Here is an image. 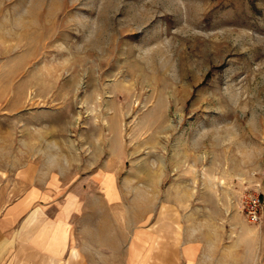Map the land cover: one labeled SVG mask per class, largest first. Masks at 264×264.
<instances>
[{
  "label": "rangeland",
  "instance_id": "1",
  "mask_svg": "<svg viewBox=\"0 0 264 264\" xmlns=\"http://www.w3.org/2000/svg\"><path fill=\"white\" fill-rule=\"evenodd\" d=\"M30 181L83 264H264V0H0V211Z\"/></svg>",
  "mask_w": 264,
  "mask_h": 264
},
{
  "label": "crops",
  "instance_id": "2",
  "mask_svg": "<svg viewBox=\"0 0 264 264\" xmlns=\"http://www.w3.org/2000/svg\"><path fill=\"white\" fill-rule=\"evenodd\" d=\"M32 185L0 211V264H83L81 253L70 254L79 205L70 196L57 204Z\"/></svg>",
  "mask_w": 264,
  "mask_h": 264
},
{
  "label": "built area",
  "instance_id": "3",
  "mask_svg": "<svg viewBox=\"0 0 264 264\" xmlns=\"http://www.w3.org/2000/svg\"><path fill=\"white\" fill-rule=\"evenodd\" d=\"M244 214L251 224H257L264 215V199L261 193L247 194L244 199Z\"/></svg>",
  "mask_w": 264,
  "mask_h": 264
},
{
  "label": "bare ground",
  "instance_id": "4",
  "mask_svg": "<svg viewBox=\"0 0 264 264\" xmlns=\"http://www.w3.org/2000/svg\"><path fill=\"white\" fill-rule=\"evenodd\" d=\"M109 193V192H108ZM186 252L188 253L189 252V249H186Z\"/></svg>",
  "mask_w": 264,
  "mask_h": 264
}]
</instances>
